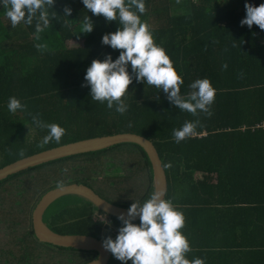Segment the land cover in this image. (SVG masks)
I'll return each instance as SVG.
<instances>
[{
    "label": "trees",
    "instance_id": "16d2710c",
    "mask_svg": "<svg viewBox=\"0 0 264 264\" xmlns=\"http://www.w3.org/2000/svg\"><path fill=\"white\" fill-rule=\"evenodd\" d=\"M263 1L145 0L141 20L182 77L181 94L190 91L188 85L197 78H208L214 87L211 116L182 111L159 89L135 79L122 97L128 105L123 115L108 109L106 102L91 100L89 87L82 86L85 70L93 59L102 60L105 54L113 59L118 56L120 50L103 45L101 37L119 25L93 15L81 0H55L56 18L39 41L34 26L20 23L11 27L0 8V169L65 144L133 133L154 143L168 179L166 199L180 211L207 208L205 213L210 215L219 210L217 207L235 204L232 194L243 184L242 178H237L243 171L247 174L244 191L258 195L264 190V168L239 164L264 161V30L255 24L242 26L240 21L246 15V3L259 6ZM65 6L72 9L68 18L62 17ZM86 15L94 25L91 32H81ZM71 41L80 43L72 47ZM36 43L46 47L38 50ZM11 96L26 104V110L9 113L6 105ZM28 113L63 127L60 142L51 141L40 148L47 129L36 127ZM197 119L200 123L193 134L176 143L172 130ZM196 174L202 179L196 180ZM152 181L149 158L135 144L67 157L1 181L0 264H87L97 259V252L60 248L37 239L33 212L42 197L55 188L83 184L108 202L126 208L123 202H142L148 197L154 190ZM68 198L62 212L51 217L50 225L44 216L50 229L99 240L115 238L121 226L117 218L107 217L112 223L109 226L100 218L105 214L93 204L78 196ZM253 199L237 201L264 207V200ZM70 225L85 232L63 229ZM244 251L262 256L264 244L250 242Z\"/></svg>",
    "mask_w": 264,
    "mask_h": 264
},
{
    "label": "clouds",
    "instance_id": "9594fccd",
    "mask_svg": "<svg viewBox=\"0 0 264 264\" xmlns=\"http://www.w3.org/2000/svg\"><path fill=\"white\" fill-rule=\"evenodd\" d=\"M55 0H0V8L10 20L11 27L18 24L34 26L36 40L40 34L49 28L57 13L53 10ZM84 9L93 15H102L107 21H116L118 27L101 37L103 45L114 50H120L113 59L111 54L104 58L93 59L85 70L82 86L90 89L91 100L101 104L106 102L108 109L123 115L128 105L122 99L128 86L133 82L143 81L144 84L154 86L159 92L166 94L167 100L176 108L198 116L204 113L211 116L210 107L215 98V89L208 78H197L189 85L190 91L181 94L180 85L183 79L178 75L173 62L163 47L157 45L149 26L141 20L145 13V0H81ZM51 10V12H50ZM245 17L240 24L249 28L253 24L264 30V3L259 6L245 4ZM72 9L65 6L62 17H69ZM93 23L88 15L83 17L81 32H91ZM38 50L46 47L43 43L34 45ZM131 69V72L129 71ZM9 113L25 111L26 104L18 98H8ZM32 123L47 134L40 141V146L51 141L59 143L65 134V129L56 123H46L38 115L28 113ZM199 119L185 121L180 128L172 130V137L176 143L190 137L199 125ZM23 155V152L20 153ZM111 218L105 214L100 216L109 226ZM139 217V223H134ZM117 219L121 222L115 238L107 236L102 241V247L113 257L127 264H205L202 258L192 260L186 258L191 250L190 243L181 229L184 227L183 213L165 198L163 188L154 189L148 197L141 201H134L127 209V215L120 214Z\"/></svg>",
    "mask_w": 264,
    "mask_h": 264
},
{
    "label": "water",
    "instance_id": "95a60500",
    "mask_svg": "<svg viewBox=\"0 0 264 264\" xmlns=\"http://www.w3.org/2000/svg\"><path fill=\"white\" fill-rule=\"evenodd\" d=\"M121 144H135L145 151L153 170V188H163L166 198L168 193V179L157 148L146 137L133 133H120L85 139L33 154L1 168L0 182L13 175L50 162L67 157L99 152ZM70 196H78L87 200V202L93 204L99 211L111 218H117L122 213L125 216L127 215L128 208L108 202L90 187L83 184H70L55 188L42 197L33 212V230L35 236L41 243L56 247L97 252L99 254L98 258L87 264H108L111 253L102 247V239L99 240L86 235L59 234L50 229L44 222L45 213L52 204L61 198ZM137 221H139V217H136L133 222Z\"/></svg>",
    "mask_w": 264,
    "mask_h": 264
},
{
    "label": "crops",
    "instance_id": "0c3cea01",
    "mask_svg": "<svg viewBox=\"0 0 264 264\" xmlns=\"http://www.w3.org/2000/svg\"><path fill=\"white\" fill-rule=\"evenodd\" d=\"M79 43L70 42L72 47L78 46ZM236 164L239 163L236 162ZM252 164L264 168L263 160L256 163L243 161L239 165ZM245 175H247L245 171L237 175V178H242L243 184L240 190L233 191L234 201L232 203L235 204L229 202L228 204L231 205L224 208L217 207L219 210L210 215L205 213L208 211L207 208L182 209L185 223L181 231L188 239L191 249L186 254L187 259L192 260L199 257L205 261V264H264V255H250L247 253L249 250L244 251V246L250 242L264 244V207H250L253 205L237 201L239 198L244 201L247 198L264 200V190L256 196H251L244 191ZM199 179H202V175L196 174V180ZM108 264H122V262L111 254ZM127 264H131V261L129 260Z\"/></svg>",
    "mask_w": 264,
    "mask_h": 264
},
{
    "label": "rangeland",
    "instance_id": "374dc122",
    "mask_svg": "<svg viewBox=\"0 0 264 264\" xmlns=\"http://www.w3.org/2000/svg\"><path fill=\"white\" fill-rule=\"evenodd\" d=\"M33 131V129H32ZM42 148V147H40ZM49 150V149H48ZM2 165V164H0ZM70 199L68 197H64V198H61L59 199L58 201H56L54 204H52V206L48 209V211L46 212V215H45V219H46V223H48L50 225V221H51V217H55L56 214H60L62 212V208L63 206H66L68 204V201ZM131 204V201L128 200V201H125L123 202V206H126L129 207ZM62 221V219H60ZM63 229H65V231L67 230H70L71 232H76V233H83L85 232L84 231V228H79L77 226H73V225H70V226H65Z\"/></svg>",
    "mask_w": 264,
    "mask_h": 264
}]
</instances>
